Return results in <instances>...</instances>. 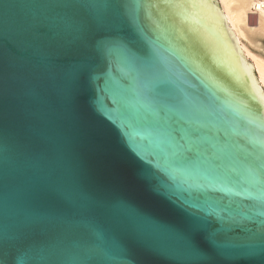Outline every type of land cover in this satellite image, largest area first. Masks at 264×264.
Listing matches in <instances>:
<instances>
[{"label":"water","instance_id":"water-1","mask_svg":"<svg viewBox=\"0 0 264 264\" xmlns=\"http://www.w3.org/2000/svg\"><path fill=\"white\" fill-rule=\"evenodd\" d=\"M261 212L264 92L216 0H0V264H264Z\"/></svg>","mask_w":264,"mask_h":264},{"label":"bare ground","instance_id":"bare-ground-1","mask_svg":"<svg viewBox=\"0 0 264 264\" xmlns=\"http://www.w3.org/2000/svg\"><path fill=\"white\" fill-rule=\"evenodd\" d=\"M231 31L241 43L243 55L253 66L259 88H264V57L254 54L248 47L261 49L264 39V0H217ZM242 42V41H241Z\"/></svg>","mask_w":264,"mask_h":264},{"label":"snow or ice","instance_id":"snow-or-ice-1","mask_svg":"<svg viewBox=\"0 0 264 264\" xmlns=\"http://www.w3.org/2000/svg\"><path fill=\"white\" fill-rule=\"evenodd\" d=\"M73 85L72 84H69V89H71ZM186 161H190V157H187L185 156L184 158ZM69 196H72L73 194H68ZM97 211H105V208L103 205H98L97 208H96ZM117 212L120 214V215H125V216H132V215H135V213L128 209L125 205H120L117 209ZM259 215H264V212H261V213H258ZM223 219V218H222ZM228 219H234L233 217H229ZM261 223H264V221H261ZM203 228V224L201 223L200 220L198 219H194L191 221V223L189 224V231L190 233L192 234L191 236V239L194 240L195 237H196V234H198ZM210 239L212 240H215V235L212 234L210 235L209 237ZM190 248H192L194 250V246L192 244H190ZM246 254H252L251 251H249L248 253ZM22 264V262H21Z\"/></svg>","mask_w":264,"mask_h":264},{"label":"rangeland","instance_id":"rangeland-1","mask_svg":"<svg viewBox=\"0 0 264 264\" xmlns=\"http://www.w3.org/2000/svg\"><path fill=\"white\" fill-rule=\"evenodd\" d=\"M217 1V0H216ZM217 3H218V1H217ZM218 5L220 6V4L218 3ZM220 10H221V7H220ZM221 12H222V10H221ZM233 33V32H232ZM233 35H234V37H235V40H236V43H237V46L240 48V50H241V52L243 53V50H242V46H241V43L242 44H245V46H246V40L245 39H242V40H239L238 38H237V36H235L236 34H235V32L233 33ZM242 41V42H241ZM260 43H261V49H254V48H252V47H248L249 48V50L251 51V52H253L254 54H259V55H261V56H263L264 57V39H261L260 40ZM244 56V55H243ZM246 60H247V58H246ZM249 61V60H248ZM253 67V66H252ZM253 70H254V68H253ZM255 71V70H254ZM256 73V72H255ZM256 79H257V76H256ZM263 89V92H264V88H262Z\"/></svg>","mask_w":264,"mask_h":264}]
</instances>
